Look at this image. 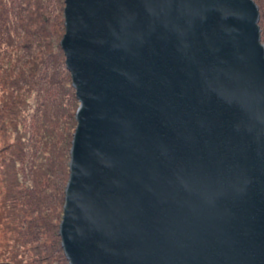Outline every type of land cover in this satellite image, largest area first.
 <instances>
[{"label":"water","instance_id":"1","mask_svg":"<svg viewBox=\"0 0 264 264\" xmlns=\"http://www.w3.org/2000/svg\"><path fill=\"white\" fill-rule=\"evenodd\" d=\"M79 108L70 264H264V45L253 0H65Z\"/></svg>","mask_w":264,"mask_h":264},{"label":"trees","instance_id":"2","mask_svg":"<svg viewBox=\"0 0 264 264\" xmlns=\"http://www.w3.org/2000/svg\"><path fill=\"white\" fill-rule=\"evenodd\" d=\"M253 1L259 8L264 44V0ZM64 9V0H0V136L9 152L6 160L1 158L0 167L7 173L3 182L8 188L9 212L23 203L26 206L18 217L21 226L10 228L18 237L21 229L30 232L25 241L21 237L16 240L23 242L22 247L38 245L40 253H35L32 264H70L62 247L60 225L79 101L61 48L66 32ZM34 93L41 101L30 130L24 131L18 120L21 115L23 120L27 95ZM22 180L30 182L24 187L25 196L20 195ZM58 208L59 216L54 213Z\"/></svg>","mask_w":264,"mask_h":264},{"label":"rangeland","instance_id":"3","mask_svg":"<svg viewBox=\"0 0 264 264\" xmlns=\"http://www.w3.org/2000/svg\"><path fill=\"white\" fill-rule=\"evenodd\" d=\"M65 3V0H64ZM65 11V9H64ZM65 35V34H64ZM64 37V36H63ZM63 40V38H62ZM263 44V43H262ZM264 45V44H263ZM25 98V96H24ZM28 98V104H26V106L24 107V111H23V120H22V115L20 117L19 121V125L22 123L24 126V131L25 130H30L28 126L31 125V123L33 122L34 119V115L36 113V110L38 108V104H40V99L38 98L37 94H32V95H27ZM64 122H66V120H64ZM63 124V121H62ZM23 126H21V129L23 130ZM36 126V125H35ZM34 126V129H35ZM52 126V124H51ZM20 128V127H19ZM63 129H67L66 125L63 124ZM43 134V133H40ZM28 140H26L27 142ZM11 142H13V140H11ZM19 147L22 146V143L18 144ZM7 144L4 142V139H2V137L0 136V163H1V158L2 161L3 159H5V157H8V153L7 152ZM18 147V148H19ZM18 148L16 149V151L18 150ZM21 148V147H20ZM42 149L45 150V147H43ZM4 150V151H3ZM40 166L42 165V163L39 164ZM0 207L4 210L2 212V210L0 209V213H3V215L0 214V216H2L3 218L1 219V224H0V264H32V259L35 255V253H40V250L37 249L36 247H38V245L36 244H31V245H25V247H22V243L16 241L18 238L21 237V241H25L26 236L30 234V232H26L25 230H22V233H20V237H18V234L11 230L10 227L15 226L16 224L21 226V222L19 220V216L21 215L20 211L26 210V206L24 205V203L22 205H20L19 209H15L12 213L9 212V207H7L6 205L9 203L8 202V188L7 186L4 184L3 180L4 177L6 176V169L4 167H0ZM27 172H25V176ZM7 179V178H6ZM23 187L20 188V191L22 192V194H20L21 196H25L26 192H25V186L30 183L28 180H22ZM43 183H46V180L43 178ZM32 185V182H31ZM41 189H39L40 191ZM49 193L51 192V189L47 190ZM43 201L45 202L44 197L42 198ZM61 208H58L56 210V214H60ZM15 216H14V215ZM11 223L10 225L8 224ZM15 224V225H14ZM25 227H28V223H25ZM31 242V239H30ZM39 247H41V242L39 241ZM57 254V253H56ZM59 255V253H58ZM62 260V259H61ZM59 264H63V262H60ZM67 264V263H66Z\"/></svg>","mask_w":264,"mask_h":264}]
</instances>
